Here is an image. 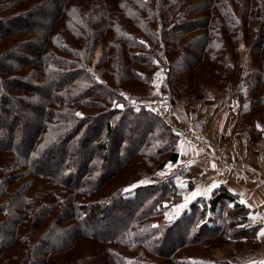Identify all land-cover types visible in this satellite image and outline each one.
Returning a JSON list of instances; mask_svg holds the SVG:
<instances>
[{"label":"trees","instance_id":"16d2710c","mask_svg":"<svg viewBox=\"0 0 264 264\" xmlns=\"http://www.w3.org/2000/svg\"><path fill=\"white\" fill-rule=\"evenodd\" d=\"M87 1L6 0L0 3V114L3 116L0 120V256L7 254L15 244L18 245L16 251L25 243L27 246L36 241L28 248L31 253H37L27 264H49L50 257L63 252L64 262L57 260V264H85L73 255L76 246L80 247V239H90V245L96 249L93 264H140L117 250L131 252V246H146L155 252L153 248L157 243L163 242V249L168 241L173 243L175 234L176 240L181 242L178 250L190 242L200 243L201 239L193 237L190 230L195 225L193 216L200 220L202 234L210 229L213 236L220 233L232 239L253 235L256 229L242 230L236 224L241 206L219 194L209 200V204L191 205L180 218L170 221L171 226L167 228L162 224L158 228L153 225L150 230L163 234V239L148 243L153 236L147 232L150 225L143 222L169 216L174 206L172 202L182 199L177 185L180 178L177 145L181 133L173 131L166 119L159 118L148 108L133 109L121 97L126 109L114 108L112 100H106L102 94L99 97L104 105L96 104L100 98L92 92L106 88L116 95L113 97H117L121 89L148 93L151 76L147 65L165 59L168 61L167 80L158 94H169L173 103L181 98V77H191V72L196 70L202 75L200 69L204 68L214 85H225L235 96L248 93L252 115L264 112L261 110L264 109V0H207L205 3L162 0V4L161 0H98L100 6H92L93 10L86 6ZM240 33L244 45L250 47L249 79L241 72L242 64L238 69L223 68L227 53L234 59L239 56ZM195 44L198 46L196 55H188ZM221 53L224 54L220 56ZM94 65L98 72L102 70L103 78L96 79L89 71ZM196 79L203 78H191ZM188 89L191 90L190 86ZM205 94L190 97V102L203 99ZM14 105L22 115L30 113L26 109L28 105L38 108L40 121L30 136L22 130L12 138L10 125L20 116L11 108ZM188 111L187 116L191 114L190 109ZM127 118L131 120V135L144 133L136 149L131 148L132 136L121 137L119 149L115 144L120 125ZM141 119L149 121L143 130L137 126ZM98 120H105L106 139L99 144L96 137L93 140L96 149L102 150L106 163H90L89 169L78 172V179L71 182L68 177L74 164H67L70 157L64 152L53 173L52 150L56 149L47 148L62 145L67 135L71 136L70 143L90 137L87 132L83 135L84 129L91 121ZM4 127L10 133H5ZM124 145L127 152L120 156ZM142 153L151 158L166 156L158 166V171L165 172L164 176H159V187L147 186L148 189L134 192L135 195H130L132 192L125 195L122 191L107 198L94 197L113 188L116 180L122 181L119 172L129 160ZM111 154L117 160V167L107 172ZM40 192L44 198L41 202L39 198L40 203L34 205L38 201L34 195ZM221 201L234 203L235 209L219 205ZM125 207L124 218L132 216L128 225L117 229V233L110 231L108 237L95 231L102 222L115 221L110 210L116 212ZM8 209H14L17 218L13 219ZM209 213H213L215 219H211ZM136 225L139 229L133 240L129 229ZM59 228L60 231H56ZM42 232L45 233L38 240ZM54 232H62L59 243H63L49 248L47 242ZM173 253L168 252L167 257H172ZM4 264H8L7 259Z\"/></svg>","mask_w":264,"mask_h":264},{"label":"rangeland","instance_id":"374dc122","mask_svg":"<svg viewBox=\"0 0 264 264\" xmlns=\"http://www.w3.org/2000/svg\"><path fill=\"white\" fill-rule=\"evenodd\" d=\"M194 1H203V3H205V1L207 2V0H193L192 3ZM258 1V0H253V2ZM1 2H6V0H0ZM162 0L161 3L162 4ZM255 5V3H253ZM94 5H98V7L100 6V3L98 0H89L86 2V6H90V7H94ZM92 7V10H93ZM95 15H97L95 13ZM123 21L125 22V20L123 19ZM37 22H39V20H37ZM126 23V22H125ZM2 29V28H1ZM2 32V30H1ZM242 33V32H241ZM239 34V45H240V51H239V56L237 58L234 59V57L232 56L231 53H227V55L225 56V61L223 63V68L228 67V66H232L236 69H238L240 67V65L242 64L243 66V70H241V72L244 74V76H246V79H249V75L250 73V67H251V59H250V47L244 45L243 43V37L242 34ZM194 47H191V50L189 53H187L188 55H193L195 56L198 50V46L192 45ZM101 51V49H100ZM224 53H221L220 56H222ZM168 62V61H167ZM167 62L165 61V59L162 60H157L155 61V64L153 62V64H149L147 65L148 68V73H150L149 75L151 76V79L153 78V76H160L161 74L163 75H167V71L166 68L168 66ZM97 63V62H96ZM240 64V65H239ZM95 66L94 65L92 67V74L94 75V78H103L102 75V70L101 71H97L95 70ZM202 72V75L200 74L199 70H196L194 72H191V77H181L182 82H183V88L186 89H181L180 92V99L179 102L173 103L170 95L162 92V95H165L166 97L170 98V101L172 104L176 105L177 107H179L180 109H184L186 111V113L188 114V108L186 109L184 107V104H187L188 102H190L191 99H189L190 97L193 98H197V97H201L203 95V93H223L224 91L226 92L228 89L225 85H214L213 83H211V79L208 76V72L207 69L205 70L204 68L200 69ZM199 77V78H203L202 80L196 79L195 80H191L192 77ZM181 79H180V84H181ZM192 81V83H191ZM190 82V83H189ZM178 83V84H179ZM150 84H151V80H150ZM169 84V83H168ZM189 84V85H188ZM175 85V84H174ZM173 85V86H174ZM190 86L189 90L188 87ZM224 86L226 88H224ZM150 87V92L148 93H140V94H153V90H151V86ZM170 87V85H169ZM138 90H142L140 87H137ZM140 88V89H139ZM164 88V87H163ZM162 88V89H163ZM104 90H97L96 93L92 92L93 95H97V97H99L100 94H102V96L104 98L112 100V105L114 108L118 109L117 107L114 106L113 102L115 101L116 103H121L124 105V103H122L120 100L121 98L123 100L126 101V96L128 95H137L139 92L137 91H131L128 89L125 90H119V99L118 96L117 97H113L116 96L115 94H113L112 91L107 90L106 88H103ZM161 89V90H162ZM163 91V90H162ZM84 92L87 93V91L84 90ZM224 92V93H225ZM41 93H43V91L41 90ZM121 93H124L125 95L122 96ZM138 94V95H140ZM245 93H242V95H244ZM101 97V96H100ZM99 97V98H100ZM121 97V98H120ZM124 101V102H125ZM102 103V100L100 98V100L95 101V103ZM104 105V104H103ZM126 105H124L123 109H126L125 107ZM13 110H15V114L16 115H20L18 116L19 120L16 122L14 121L13 123H11L12 125H10V127H12V133H10L9 130H5V127L3 128L5 133H10L12 134V138H14L15 136H17V132H21L22 130H24L25 135L33 133V131H35V129L37 128L39 121H40V116L37 113V107L36 106H27L26 109H28L27 111L30 113H27L22 115V111L19 110L18 106H12L11 107ZM120 109V108H119ZM18 111V113L16 112ZM191 114L196 117L195 113H193L192 110H190ZM30 114H32V116L30 117ZM29 116V117H28ZM3 116L0 114V120H2ZM160 118V117H159ZM197 118V117H196ZM104 121V122H103ZM117 122V121H116ZM104 123V124H103ZM130 123L131 120L129 118H127V121L124 124L120 125L119 128V132H117V136L115 138V144L116 147L118 148L120 146V142L122 141L123 136H125V139L128 138V136H132L133 140V144L131 145V148L136 149V147L138 145L141 144V141L144 137V133H142V131L140 132V134L138 135H131V130H130ZM149 123V121L141 119V121L138 123L137 126H139L142 130L145 129L146 125ZM61 124V123H59ZM117 124V123H116ZM105 125V120H98V121H91L89 127L84 129L83 135L85 132H87V135L90 137H83L79 140H75L74 143H70V137L68 136L66 137V141H64V143L60 146H57V148H52V147H48L47 149H56V150H52V152L54 153V161L53 163H51L52 167L51 170L54 173L57 168V165L55 164H60L59 161L61 159V156H63L64 152L68 155L67 158L70 157V160L67 162V164H74V169L72 174H70V177H68L71 182H75V180H77L78 178L76 177L78 172H85L86 170L89 169L90 167V163H106L107 159H105L104 154L97 148L96 146L97 144L94 142V137H96V139L98 140V144L102 141H104L106 139V134H104L105 131H103ZM136 125V124H135ZM150 126V125H149ZM3 127V126H1ZM103 132L102 134H99ZM127 136V137H126ZM15 139V138H14ZM13 139V141H14ZM52 140V139H51ZM51 140H47V142H50ZM125 147V145H124ZM122 146V148H124ZM129 148V147H128ZM167 151L170 150L169 147H166ZM119 149V148H118ZM127 152V148L125 147L122 152L120 153V156ZM144 153V152H143ZM143 153L138 156L133 158L132 160H129L127 163V166L124 167L120 172V176H122V181L120 180H116L115 182V186L113 188H108L105 189L103 191H105L103 194L99 195V194H95V196H102L107 198L108 196H115L116 194L124 191L125 195H128L130 192H132V194L130 195H135L134 192H142L143 190L148 189L147 186H153V187H159V176H164V175H160V173H162L161 171H158V166L161 163V160L164 159L166 156L161 155L160 158L157 156H152L149 157L146 153L143 155ZM70 154V155H69ZM123 154V155H124ZM90 157H93L92 159H90ZM108 160H110L108 163L106 164L107 166V172H111L113 171L116 167H117V160L115 158L112 157V154L110 155V157L108 158ZM65 162V163H66ZM98 163V164H99ZM73 168V167H72ZM101 168L98 169V172H100ZM165 174V172H163ZM67 178V176H66ZM140 181H145V183H140ZM107 183V182H106ZM106 185V184H105ZM132 185H136V187L132 188ZM128 186V187H127ZM104 187V185L102 186ZM101 187V188H102ZM120 187H123L120 190ZM138 187V188H137ZM101 188L99 189V191L101 192ZM129 189V191H125V189ZM137 189V190H136ZM42 193H36V195H34V197H36L35 199H37V202H34V205H38V203H40L43 200V196L41 195ZM44 194V193H43ZM93 196V195H92ZM91 197V196H90ZM39 198H40V202H39ZM172 200H170L168 203H171ZM167 202V201H166ZM181 201L178 202H172L173 203V208L170 209L169 212V216H172V219H169V216L166 217H161L162 219H158V220H148V221H144L143 223L149 224V229L147 230L148 233H151L149 236H153V238H151L148 243H154V241L159 240V239H163V234H159L157 235L156 233L152 232L151 227L153 225H160L162 224V226H166V228L170 225L171 223H169L170 221H175L176 218H180L176 216H173V210L175 209L174 207L180 203ZM36 207V206H33ZM38 207V206H37ZM189 206L186 205L185 208L181 209L180 211L186 210L188 209ZM190 209V208H189ZM188 209V210H189ZM124 210H127V207L125 208H121L120 210H117L116 212H114V209L110 210L111 213H113V219L112 222H102V224H100V227L98 226V228L95 229V231H97V233L99 235H106V237L109 236V232H113V233H117V229H121L123 226L128 225L132 216L130 217H126L124 218L123 216V212ZM187 211V210H186ZM7 213L11 214L14 218H17V215L15 216V210L11 209V210H7ZM127 213V212H126ZM133 213H137V210H135ZM194 217V228H191L190 230L193 233V237H195L196 239H201L200 243H192L190 242V244L188 246H185L184 248L178 250L179 244L181 243L180 240H176L175 236L176 234L173 236L174 241L173 243H169L170 241H168V244H166L165 248L162 249V244L161 243H157V247L153 248L154 250L156 249V251H152L150 250V248H146L142 247V246H131L133 247V251L129 252L128 250L125 249H119L117 250L120 254H122L124 257L128 258L129 260L131 259H136L135 261L137 263L140 264H226V262L230 261L233 259L232 264H264V261L259 260V261H250L252 258L253 260L256 259L255 255H256V250L257 247H254L252 245V243L250 244L248 240H253L256 239V234L254 235H244L242 237H239L238 239H232L231 237L228 238L227 235L224 234H216L213 236L212 234V230L208 229L207 233H203V228L200 229L201 226H199L200 220L198 221V217L193 216ZM198 221V222H197ZM205 223L208 224V222L206 221ZM204 225V224H203ZM115 226V227H113ZM108 229V230H105ZM138 225L134 226L133 229H129V234L132 233L131 237L133 240L136 237V235L138 234ZM225 230V229H224ZM244 230V229H242ZM56 231H60V228ZM105 231V232H104ZM163 231V230H162ZM229 231V230H228ZM45 232L40 233L38 236V240L39 238H42L43 234ZM112 233V234H113ZM223 233V231L221 232ZM63 236L62 232H60L59 234H56V232L52 233L49 236V241L47 243H49V248H53L54 246H60L63 242H60L61 237ZM33 239V238H32ZM82 241H80V247L75 248V254L73 255L75 257V259H80L82 261H84L85 264H93V260L96 258V249H94L91 245H90V239H80ZM196 240H194L193 242H195ZM36 242V241H34ZM32 242V243H34ZM45 242H46V238H45ZM248 242V243H247ZM32 243L30 245L25 246L20 248L19 250H14L18 245H14L9 252L4 255L0 256V264H4V260L7 259L8 260V264H27V261L29 259H32V257L37 253L34 254L33 252L31 253V250L28 247H32ZM255 243V242H254ZM165 244V243H164ZM256 244V243H255ZM174 249V250H171ZM172 252L174 251V253L171 255L172 257H167L168 256V252ZM248 256L249 259L245 256L242 258H238L235 257V254L238 252L239 256H240V252H248ZM162 253V254H161ZM167 254V255H166ZM13 258H10L12 257ZM264 257H260L259 259H262ZM65 259V252H63L62 254H57L55 256H53L52 258L50 257L48 260L49 264H57L56 261H62ZM228 260V261H227ZM147 262V263H146ZM231 262V261H230ZM229 263V262H228Z\"/></svg>","mask_w":264,"mask_h":264},{"label":"crops","instance_id":"0c3cea01","mask_svg":"<svg viewBox=\"0 0 264 264\" xmlns=\"http://www.w3.org/2000/svg\"><path fill=\"white\" fill-rule=\"evenodd\" d=\"M231 91L206 93L203 99L184 104L186 109L195 112L204 127L189 132L186 124L177 122L181 132L177 145L180 203H185V198L189 197L187 205L190 208L193 204L208 203L219 194L228 201H236L242 210L238 213L237 226L248 231L256 229L252 233L257 235L256 239L248 240L257 247L256 259L250 261H264V258L259 259L264 257V235H261L264 230V112L252 115L249 94L235 96ZM200 138L207 140V146L199 145ZM182 184L185 187L182 188ZM212 184L218 187L208 194L192 197L193 192L199 189L203 193ZM232 202L221 201L219 205H225L228 210L235 209ZM175 209L173 216H176ZM186 210L180 211L177 217ZM208 216L215 219L213 213ZM248 253L240 252L239 256L237 252L235 257L249 259Z\"/></svg>","mask_w":264,"mask_h":264},{"label":"built area","instance_id":"2783aa9c","mask_svg":"<svg viewBox=\"0 0 264 264\" xmlns=\"http://www.w3.org/2000/svg\"><path fill=\"white\" fill-rule=\"evenodd\" d=\"M167 76L161 74L160 76H153L151 79V90L153 94H140V95H128L126 96L127 105L133 109H140L141 107L148 108L153 114L162 115L163 119H166L175 132H179V126L177 122L180 121L182 124H186L189 132L193 130L203 129V124L199 118L194 117L192 114L187 116L186 111L180 109L176 105L172 104L169 97L158 94L163 87L166 85ZM135 102V103H133ZM179 118L180 120H178ZM199 144L207 146V140L200 138Z\"/></svg>","mask_w":264,"mask_h":264},{"label":"snow or ice","instance_id":"6c2138e0","mask_svg":"<svg viewBox=\"0 0 264 264\" xmlns=\"http://www.w3.org/2000/svg\"><path fill=\"white\" fill-rule=\"evenodd\" d=\"M89 71H91V70L89 69ZM121 95L124 96L125 94L124 93H121ZM133 103H135V102H133ZM113 104L117 108H120V109H123L124 108V105L121 104V103H116L114 101ZM76 115L77 116H82L81 113H76ZM257 126L259 127V125H257ZM215 166H216L215 164L212 165L213 168H215ZM169 167H171V165H169ZM160 175H164V173L162 172V173H160ZM140 183H145V181H140ZM131 187L134 188V187H136V185H132ZM181 187L183 188L185 186L182 184ZM216 187H218V185L212 184L210 187H208L207 189H205L203 193H201V191L198 189L196 192H193L192 193V197H195V196H198V195H201V194H208V193H210ZM125 191H129V189H125ZM188 199H190V198L189 197H186L185 198V203L176 206L175 215H179L180 210L186 207ZM172 218H173L172 216H169V219H172ZM154 227H157L158 228L159 226L158 225H154ZM261 235H264V230H262Z\"/></svg>","mask_w":264,"mask_h":264},{"label":"water","instance_id":"95a60500","mask_svg":"<svg viewBox=\"0 0 264 264\" xmlns=\"http://www.w3.org/2000/svg\"><path fill=\"white\" fill-rule=\"evenodd\" d=\"M160 118H162V115H158Z\"/></svg>","mask_w":264,"mask_h":264}]
</instances>
